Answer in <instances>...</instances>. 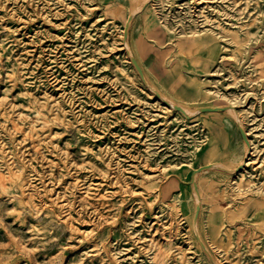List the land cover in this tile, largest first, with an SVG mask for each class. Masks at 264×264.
Here are the masks:
<instances>
[{"label": "rangeland", "instance_id": "374dc122", "mask_svg": "<svg viewBox=\"0 0 264 264\" xmlns=\"http://www.w3.org/2000/svg\"><path fill=\"white\" fill-rule=\"evenodd\" d=\"M138 3L0 0V264H264V0Z\"/></svg>", "mask_w": 264, "mask_h": 264}, {"label": "bare ground", "instance_id": "6f19581e", "mask_svg": "<svg viewBox=\"0 0 264 264\" xmlns=\"http://www.w3.org/2000/svg\"><path fill=\"white\" fill-rule=\"evenodd\" d=\"M135 2L136 1H138V2H140V3H138V5H136V9H134L135 11H133L131 14H130V16H129V18H128V20H127V23H126V29H125V33L127 34L129 31V29H128V27L131 25V21H132V19H133V17H134V15H135V13L136 12H138L140 9H141V7H142V1H146V0H134ZM145 17H148L147 16V14H145ZM128 31V32H127ZM126 36V35H125ZM125 45H126V47H127V50H128V46H127V42L125 41ZM130 54H131V52H130ZM132 57V56H131ZM163 97L164 98H166L173 106L174 105H178V106H180V108L182 109V110H184V111H187V112H189V113H192L193 111L190 109V108H188L187 106H184V105H181V104H177V103H175L174 102V100H172V98L170 99V98H168V97H166V96H164L163 95ZM224 106L223 105H218L215 109H222ZM226 111L229 113V114H231L232 116H234L235 118H236V121H237V123H238V125H239V127L242 129V127H243V125H242V120H241V118H240V116H239V113H238V111L235 109V107L234 106H232V105H228L227 107H226ZM248 145H247V143H246V147H247ZM244 163V159H242L241 160V162H240V164H237V165H234V163H233V165H234V167L232 168L233 170H237L238 169V167H239V165H242ZM213 164L211 163H209L208 165H205L204 167H202V169L203 170H205V169H207V168H209L210 166H212ZM197 192H199V190H197ZM198 194V193H197Z\"/></svg>", "mask_w": 264, "mask_h": 264}, {"label": "water", "instance_id": "95a60500", "mask_svg": "<svg viewBox=\"0 0 264 264\" xmlns=\"http://www.w3.org/2000/svg\"><path fill=\"white\" fill-rule=\"evenodd\" d=\"M177 108H179V107H177Z\"/></svg>", "mask_w": 264, "mask_h": 264}]
</instances>
